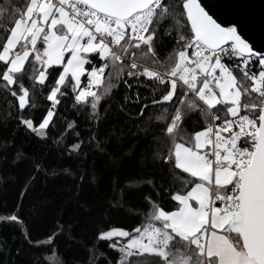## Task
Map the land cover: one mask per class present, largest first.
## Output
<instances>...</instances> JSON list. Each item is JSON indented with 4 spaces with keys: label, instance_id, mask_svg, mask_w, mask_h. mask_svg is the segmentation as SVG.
I'll return each mask as SVG.
<instances>
[{
    "label": "snow or ice",
    "instance_id": "1",
    "mask_svg": "<svg viewBox=\"0 0 264 264\" xmlns=\"http://www.w3.org/2000/svg\"><path fill=\"white\" fill-rule=\"evenodd\" d=\"M251 20L241 5L205 0H0V90L18 109L17 130L57 145L58 159L83 152V161L99 154L116 168H150L103 213L99 199L80 202L97 223L86 243L91 264H264V43L250 34ZM38 90L48 106L35 116ZM69 101L75 117L52 139ZM113 108L132 145L115 153L101 131ZM28 161L16 152L17 164ZM30 162L33 184L41 173L69 172ZM71 175L75 197L96 180L83 166ZM30 190L26 183L21 198ZM18 207L8 221L23 223ZM111 210L143 219L112 226ZM64 231L57 221L40 235L54 245ZM23 238L42 247L30 232Z\"/></svg>",
    "mask_w": 264,
    "mask_h": 264
},
{
    "label": "trees",
    "instance_id": "2",
    "mask_svg": "<svg viewBox=\"0 0 264 264\" xmlns=\"http://www.w3.org/2000/svg\"><path fill=\"white\" fill-rule=\"evenodd\" d=\"M122 92L121 87V90L115 93L116 97H120ZM13 103L10 95L0 90V264H91L88 251L90 245L86 247V243L96 230L97 223L96 218L80 206V202L87 201L91 204L99 199L103 204V213L104 209L108 208V199L118 196L121 189L127 190L128 186L141 187L142 182L150 178L146 175L150 168L137 167L130 163L116 168L109 162V157L99 154H90L87 160L83 161V152L80 159H58L57 145L17 130L12 117L18 109L13 107ZM30 104L35 107H30L29 113L39 116L48 106L46 91L38 90L32 95ZM60 109L56 117L57 124L53 125L49 133L52 139H55L57 126L62 127L59 124L62 119L71 120L75 117V113L70 111V101L62 102ZM101 131L105 139L111 140L109 150L113 153L132 146L130 140L124 136L127 131L126 117L117 113L115 108L101 124ZM84 137H88L87 132ZM8 141L14 142L16 147H5ZM68 142H72L71 137ZM17 151H23L29 161L17 164ZM31 158H35L37 162L43 161L46 165L55 164L59 168H68L69 172H61L58 179H53L50 175L46 178L45 174L41 173L33 184L28 179ZM82 166L89 173L94 170L96 180L94 184H85L84 191L79 197H75L72 193L77 191L76 181L71 174ZM159 182L167 183V179ZM26 183L31 186V190L21 198L20 193ZM116 185L119 187L114 191ZM46 200L51 203L37 216L36 212L32 211L33 207L39 209ZM18 205L23 206L20 216L23 223L8 221L6 217L14 210L21 211ZM142 219L143 217L130 218L123 210H111L105 215V221L112 226L135 227ZM57 221L63 225L65 231L56 244L49 245L46 238L40 234L52 228ZM26 231L40 240L42 247H30L23 238ZM100 248L104 249L105 245L101 244Z\"/></svg>",
    "mask_w": 264,
    "mask_h": 264
},
{
    "label": "water",
    "instance_id": "3",
    "mask_svg": "<svg viewBox=\"0 0 264 264\" xmlns=\"http://www.w3.org/2000/svg\"><path fill=\"white\" fill-rule=\"evenodd\" d=\"M205 2L214 8L234 5L247 8L252 14L250 34L256 40L257 46L264 43V0H205Z\"/></svg>",
    "mask_w": 264,
    "mask_h": 264
}]
</instances>
